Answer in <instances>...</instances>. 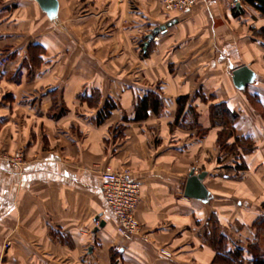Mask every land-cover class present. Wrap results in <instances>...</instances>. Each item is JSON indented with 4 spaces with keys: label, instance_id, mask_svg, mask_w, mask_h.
Masks as SVG:
<instances>
[{
    "label": "crops",
    "instance_id": "0c3cea01",
    "mask_svg": "<svg viewBox=\"0 0 264 264\" xmlns=\"http://www.w3.org/2000/svg\"><path fill=\"white\" fill-rule=\"evenodd\" d=\"M54 1L55 10L0 0V155L24 159L19 171L0 159V264H212L211 216L229 249L254 238L264 213V40L254 33L264 17L243 0L170 15L158 0ZM243 67L254 82L239 91L231 77ZM148 92L162 112L134 123ZM109 100L117 108L98 124ZM216 104L238 115L234 136L254 144L238 176L217 147ZM105 168L129 169L140 184L132 241L115 232ZM190 172H205L206 200L184 196Z\"/></svg>",
    "mask_w": 264,
    "mask_h": 264
},
{
    "label": "trees",
    "instance_id": "16d2710c",
    "mask_svg": "<svg viewBox=\"0 0 264 264\" xmlns=\"http://www.w3.org/2000/svg\"><path fill=\"white\" fill-rule=\"evenodd\" d=\"M243 1L264 17V0ZM255 34L259 37H264V29L256 31ZM188 99L189 97H181L177 100L178 108L174 124H178ZM251 102L253 107L257 109L258 107L254 102ZM116 108V105L112 101H107L97 116V123L102 124L104 120L110 117V112ZM162 109L163 99L160 94L157 92H148L142 99L135 101L133 105L134 115L131 120L134 123H143L148 118L149 112H152L158 117ZM259 109L260 118L264 122V109L260 106ZM208 110L210 123L213 127L217 126L221 128L217 134V147L219 152L224 157L232 156V162L230 164L232 168H226V171L236 170V175L238 176L239 172H245L247 169V166L242 161V154L245 155L252 152L254 146L253 141L249 137L237 138L234 136V125L238 120V115L226 109L224 104L210 106ZM62 112L60 110L57 117H60ZM232 138L233 141L230 144ZM261 208L264 209V205ZM206 223L208 227L204 232V238H207L209 247L216 253L212 264H264V213L252 225L255 236L254 240L248 242V245L243 249L234 247L232 250L228 248L227 238L221 233L214 216H211Z\"/></svg>",
    "mask_w": 264,
    "mask_h": 264
},
{
    "label": "built area",
    "instance_id": "2783aa9c",
    "mask_svg": "<svg viewBox=\"0 0 264 264\" xmlns=\"http://www.w3.org/2000/svg\"><path fill=\"white\" fill-rule=\"evenodd\" d=\"M162 12L166 15L184 14L192 9L199 0H158ZM0 159L15 170L19 171L24 164L22 153L19 151L11 156L0 155ZM103 182V198L115 222V232L123 240L132 241L139 234L138 225L134 213L139 202L140 184L135 180L129 169L113 171L105 168L101 173ZM7 248V246H5ZM163 254H167L164 251Z\"/></svg>",
    "mask_w": 264,
    "mask_h": 264
},
{
    "label": "water",
    "instance_id": "95a60500",
    "mask_svg": "<svg viewBox=\"0 0 264 264\" xmlns=\"http://www.w3.org/2000/svg\"><path fill=\"white\" fill-rule=\"evenodd\" d=\"M48 4V7L51 10H55L56 2L54 0H49ZM170 25L171 24H167L166 26H159L157 27V29L153 30V32L146 37V45L152 42V39L157 35L159 31H164L166 27H170ZM231 80L233 81L235 88L241 91L246 86L254 82V75L247 67H243L232 72ZM205 176V172L199 175H194L193 172L189 173L184 189V196L186 198H192L200 201H204L207 199L208 195L206 189L202 185Z\"/></svg>",
    "mask_w": 264,
    "mask_h": 264
},
{
    "label": "rangeland",
    "instance_id": "374dc122",
    "mask_svg": "<svg viewBox=\"0 0 264 264\" xmlns=\"http://www.w3.org/2000/svg\"><path fill=\"white\" fill-rule=\"evenodd\" d=\"M234 7V5H232V7L231 8H233ZM254 35L256 36V34L254 33ZM259 37V36H258ZM259 38H261L262 40H264V37H259ZM255 238V237H254ZM254 238H252V239H249L248 241H253L254 240ZM235 240V239H234ZM239 241V240H238ZM236 242V241H230V249H234V247L235 248H240V249H243V248H245L247 245H248V241L247 242ZM245 243H247V244H245ZM246 258V257H245Z\"/></svg>",
    "mask_w": 264,
    "mask_h": 264
}]
</instances>
